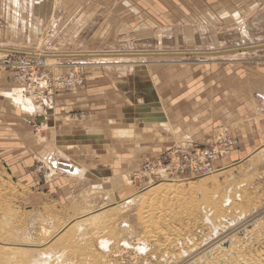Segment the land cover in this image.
I'll return each mask as SVG.
<instances>
[{
  "label": "rangeland",
  "instance_id": "1",
  "mask_svg": "<svg viewBox=\"0 0 264 264\" xmlns=\"http://www.w3.org/2000/svg\"><path fill=\"white\" fill-rule=\"evenodd\" d=\"M127 1L119 8L124 0H0V40H13L18 51L82 53L50 60L48 69L57 77L71 69L83 76L80 86L57 93L84 92V99L66 109L56 93L54 109L38 113L36 128L23 133L21 122L10 116L20 110L2 105L0 264H42L41 259L48 264H236L264 248V79L259 77L264 45L213 49L206 55L192 53L203 50L149 55L156 39L135 36L141 27H153L150 21L138 24L152 13L135 9L136 0ZM204 20L222 26L234 21ZM211 38L204 35L200 41ZM123 50L129 54L107 60L109 53ZM123 59L121 69H115ZM5 76L17 86L13 72L0 73ZM193 98L200 106L210 100L224 106L215 118L200 109L207 114L202 123L209 121L208 129L193 140L208 145L217 135L230 134L237 145L232 158L218 160L215 172L173 177L181 185L168 189L159 184L165 178L146 173L142 164L179 142L181 134L172 133L178 126L172 109L191 105ZM99 110L103 126L79 121L82 113ZM67 124L82 132L58 142L56 126ZM182 130V135L189 132L187 126ZM67 159L79 162L81 175L52 165ZM113 199L127 205L109 204ZM89 210L103 211L99 229L78 237L70 228L65 234L70 221Z\"/></svg>",
  "mask_w": 264,
  "mask_h": 264
},
{
  "label": "crops",
  "instance_id": "2",
  "mask_svg": "<svg viewBox=\"0 0 264 264\" xmlns=\"http://www.w3.org/2000/svg\"><path fill=\"white\" fill-rule=\"evenodd\" d=\"M32 1V0H30ZM41 1V0H39ZM132 2V1H131ZM36 3V1H35ZM128 3L127 0H124L120 4L119 8H122L123 5ZM133 7L135 9L138 8V10L141 9H148L152 13L149 15L148 13H145L148 16H145L146 19L142 18L139 19V23L150 21L153 22V27L148 28L149 26H144L141 28L145 29H138L136 33H138L136 37L139 38H146L149 39L150 37H154L156 39V44L154 48H152L149 51H196V50H203V51H211L213 49H216L217 42L226 43L225 46L219 47L220 49H226L231 47H240V46H248V45H255V44H262L264 45V0H136L133 2ZM32 4L30 5L29 13H32ZM128 6H126L127 8ZM140 8V9H139ZM210 18L212 20H219V19H228L231 21L241 20L243 23H249L254 24L256 20H262L261 23H258L259 25L258 29H254L253 31L247 30V33H226L224 32L225 29L227 30H234L237 27H239V24L234 25L233 22L230 25L222 26L219 23L220 22H210L206 23L204 19ZM233 19V20H232ZM208 26H213V30L208 28ZM22 30H25V26L23 25ZM209 36L212 37L210 42L204 43L203 41H200L201 36ZM221 37H231L234 38L235 41L228 40H222ZM216 39V40H215ZM260 47V46H258ZM1 48V47H0ZM2 49V48H1ZM16 49V48H12ZM258 48L255 47V49L250 51H258L256 50ZM3 51L7 50L2 49ZM18 50V49H16ZM248 50V49H247ZM88 52V51H87ZM119 52V51H116ZM122 52H128L127 50H123ZM129 52H135V51H129ZM241 52V54L247 53ZM252 52V53H253ZM2 52H0V55ZM216 55H223V54H216ZM227 55V54H226ZM224 56H216L211 58H224ZM240 55V54H237ZM129 58V57H128ZM124 58V59H128ZM130 58H138V57H130ZM142 58V57H141ZM120 60L119 62H116L114 64L115 69H121V63L124 61ZM240 59V58H239ZM242 59V58H241ZM129 60V59H128ZM89 61L88 63H84L83 65H91ZM87 64V65H86ZM259 77L261 81L264 79V71H260ZM18 82V81H17ZM17 86L11 85V82L9 80L8 76L1 77L0 78V110L4 106L7 109L14 107L15 105L16 109L19 111L16 113L17 115H10L12 117H15V119L19 120L21 122V131L22 133L26 130H29L30 128H36L37 122L34 117H36L38 114L33 112V109L25 106L26 105V94L24 93V90H22L20 83H16ZM254 87V86H253ZM252 88V86H251ZM264 93V90L261 91ZM84 93L83 91H77V92H63V93H57L56 94V100H58V103H60V106L63 107L62 109L70 108L76 101H81L82 98L81 95ZM97 93V92H95ZM94 93V94H95ZM9 94V95H8ZM80 99V100H79ZM21 100V101H20ZM184 100V99H183ZM210 100V99H209ZM28 101V100H27ZM191 105L183 106L180 109H172L174 118L178 120V126L174 131L169 130V132H166V135L169 137L170 133L181 134L178 138L180 139L179 142L182 143H188V144H196V145H205L196 143L193 140V136L196 137L202 136V133H204L208 127L206 126L209 121H205L204 123L203 118L208 114L209 117H217V113L220 112L219 109H222L224 106H221V104H215V102H209L208 105L200 106L196 102V99L193 98L190 100ZM3 105V106H2ZM198 105V106H197ZM14 107V108H15ZM219 108V109H218ZM200 109H206L209 110L210 113H201ZM70 110V109H69ZM68 110V111H69ZM24 111V113H23ZM64 111V110H63ZM101 110L96 111V114L93 112H90L89 115L81 114L78 118H80L79 121L81 123H85L84 126H94V127H101L104 124L105 116L100 113ZM60 115L61 113L56 111L55 115ZM95 114V115H94ZM202 115V116H201ZM71 114H68L67 117H70ZM85 116V117H84ZM198 116H201L200 118H203L201 121H198L199 125L195 123V121L198 119ZM60 117H65L64 114L62 116H56L54 121L56 123L62 119ZM66 117V118H67ZM65 118V120H66ZM84 120V121H82ZM199 120V119H198ZM63 122V121H62ZM187 126V129H189V132L182 135V128ZM83 127V126H82ZM81 127V128H82ZM206 127L205 130L202 128ZM79 126H75L72 124L67 125H61L59 127L56 126V132L57 137L59 138L58 142L63 143L64 140H68L71 135L75 136L82 132V129H79ZM162 128H166L165 126ZM164 130V129H163ZM186 132V131H185ZM192 133V134H190ZM181 136H183L181 138ZM182 140V141H181ZM57 141V139H56ZM65 143V142H64ZM209 145V144H208ZM236 147L234 146L230 152L229 155L226 157L232 158L233 155H231L232 150H234ZM52 156V155H51ZM86 155L83 154L81 158H84ZM54 157L52 156V159ZM57 162H64V161H54L52 165H54L59 172L63 170L66 171V174H71L74 176L81 175L82 172V166L79 164L78 161H75L73 159H67L64 163L70 164L73 166V171H67L64 170L58 166H56ZM82 169V170H81Z\"/></svg>",
  "mask_w": 264,
  "mask_h": 264
},
{
  "label": "built area",
  "instance_id": "3",
  "mask_svg": "<svg viewBox=\"0 0 264 264\" xmlns=\"http://www.w3.org/2000/svg\"><path fill=\"white\" fill-rule=\"evenodd\" d=\"M31 53L7 48L0 55V73L7 70L13 72L24 92L33 98V103L42 107L41 112L52 110L57 91L80 86L83 76L76 69H71L64 76L57 77L48 69L49 64L45 60ZM236 145V139L230 134L217 135L209 145L177 142L161 152L154 161L143 163L142 169L155 178L165 179L178 177L185 180L208 175L218 168V160L229 155Z\"/></svg>",
  "mask_w": 264,
  "mask_h": 264
},
{
  "label": "bare ground",
  "instance_id": "4",
  "mask_svg": "<svg viewBox=\"0 0 264 264\" xmlns=\"http://www.w3.org/2000/svg\"><path fill=\"white\" fill-rule=\"evenodd\" d=\"M248 47V46H247ZM246 47V48H247ZM255 47V46H254ZM241 48V47H240ZM249 48V47H248ZM229 49V48H228ZM238 49V48H237ZM217 52H220V51H218L217 49H215ZM232 50H236V49H231V51ZM0 52H5V51H3L2 49H0ZM25 52H27V53H29L30 51H25ZM111 52V51H110ZM152 52V51H151ZM181 52V51H180ZM88 53V52H87ZM96 53V52H95ZM117 53V52H116ZM116 53H114V52H111V53H109L111 56H109L108 55V57H106L107 58V60L109 59V58H112V59H120V58H123V57H125V56H123V54L125 53V54H127L128 52H123V53H119V54H116ZM141 53H143V52H141ZM168 54H177V53H172V52H167ZM166 52H160L159 53V51H154L153 53H147V54H151V55H153V54H161V56L162 55H166L167 54ZM192 53H194V54H201V55H206V53H208V52H206V51H196V52H192ZM210 53V52H209ZM208 53V54H209ZM221 53V52H220ZM219 53V54H220ZM32 55H37V57H41L43 60H45L46 61V63L47 64H49V66H51L52 65V63L50 62L49 63V61L50 60H59V58H61V59H68L69 57H72V58H75V57H77V56H79L80 54H82V53H79V54H70V53H65L64 55H62V54H55V53H46V52H44V53H42V52H37V51H35V52H32L31 53ZM86 53H84V55H85ZM94 54V53H93ZM108 54V53H107ZM129 54V53H128ZM144 54V53H143ZM146 54V53H145ZM180 54V53H179ZM211 54V53H210ZM83 55V54H82ZM90 55H91V53H90ZM99 55V54H98ZM105 55V54H104ZM135 55V54H134ZM178 55V54H177ZM176 55V56H177ZM116 56V57H115ZM123 56V57H122ZM146 56V55H145ZM154 56V55H153ZM153 56H151V57H153ZM179 56V55H178ZM184 56V55H183ZM188 56V55H187ZM190 56V55H189ZM66 57V58H65ZM81 57V56H80ZM96 57V56H95ZM91 58H94V57H91ZM105 58V57H104ZM130 58V57H129ZM69 59H71V58H69ZM88 59V58H87ZM100 59H103V58H100ZM106 60V61H107ZM22 90H23V88H22ZM25 93V92H24ZM26 94V93H25ZM26 99L28 100H26V105L25 106H27V107H29V108H31V109H33V112H38V111H40L39 113H42L41 112V109H42V107H40V106H38V105H35L34 103H33V98L31 97V96H28L27 94H26ZM21 101V100H20ZM263 148V147H262ZM261 148V149H262ZM260 151V150H259ZM62 163V165H64V166H62V165H60ZM56 166H58V167H60V168H62V169H64V170H69V171H73V166L72 165H70L69 163L68 164H66V163H64V162H57L56 163ZM214 172H215V170H214ZM119 181V180H118ZM167 181V182H166ZM109 183V182H108ZM110 183L112 184V182L110 181ZM159 184H161V185H164V186H168V189H176L178 186H180L181 184L180 183H175L174 182V180L173 179H162V181L159 183ZM114 185V184H113ZM106 186H108V188H110V190H112L111 189V186L110 185H107L106 184ZM114 190H112V192H113ZM131 196H133V197H135L134 195H131ZM130 199H131V197H130ZM112 202V203H111ZM111 202H109V204H113V203H118L121 207H125L127 204V200L125 201V200H123V199H113V201H111ZM106 205H108V204H106ZM118 206V205H117ZM103 207V206H102ZM120 207V208H121ZM117 208V207H116ZM118 209V208H117ZM105 212V211H104ZM107 213V212H106ZM102 217H105L104 216V213H103V211L102 212H100L99 214L98 213H94L92 210H89V211H86V212H84L83 214H81V215H79V216H77V217H74L71 221H70V223H69V226H67V228L65 229V234H67V232H70V228H74V230H75V234L78 236V237H80L87 229H90V228H95V229H99V227L103 224V219H102ZM79 218V219H78ZM69 230V231H68ZM72 231V230H71ZM73 233V232H72ZM74 234V235H75ZM69 235V234H68ZM72 235V234H71ZM76 236V237H77ZM72 237V236H71ZM105 244H106V241L105 240H102L101 241V245L102 246H105ZM35 250V249H34ZM31 251H33V249L31 250ZM37 251H40V249L39 250H37ZM48 252V251H47ZM46 252V253H47ZM40 254H42V250H41V252H39ZM45 253V252H44ZM30 255H31V253H30ZM29 255V256H30ZM35 255V254H34ZM33 255V256H34ZM51 256V255H50ZM32 257V256H31ZM30 257V258H31ZM43 257V256H42ZM33 258V257H32ZM47 259V258H46ZM36 260H38V259H35L34 260V262H37ZM44 259H41V263L42 264H48V262L45 260V261H43ZM32 261H33V259H32ZM39 262V261H38ZM30 263V262H29ZM33 264H35V263H33ZM38 264V263H37ZM236 264H264V248L261 250V251H259L258 253H256L254 256H251V257H246V258H243V259H239V261L236 263Z\"/></svg>",
  "mask_w": 264,
  "mask_h": 264
},
{
  "label": "water",
  "instance_id": "5",
  "mask_svg": "<svg viewBox=\"0 0 264 264\" xmlns=\"http://www.w3.org/2000/svg\"><path fill=\"white\" fill-rule=\"evenodd\" d=\"M261 22H262V20L260 19V20H256L254 24H249V23H245V22L243 23V21L241 20V18H239V20L236 21V23L239 24V27H237L234 30H227V29H225L224 32H226V33H228V32L229 33H242V34L244 32L247 33V30L248 31L249 30L253 31L254 29H258L259 28V25H257V24L258 23H261ZM208 28L209 29L211 28L213 30V26H210V27L208 26ZM48 29H49V24L47 23V25L44 28V30L47 31ZM225 45H226V43H224V44L221 43L220 44L219 42H217V46H216L217 48L216 49H220L219 47H221V46L223 47ZM243 46H245V45H243ZM248 46H253V45H248ZM0 47L2 49H6V48H16V49H18L19 48L18 44H16L13 40H7V39L6 40H3V41L0 40ZM20 47H21V45H20ZM240 47H242V46H240ZM240 47H231V48H240ZM240 49H242V48H240ZM5 52H6V50H5ZM60 165H62V163ZM62 166H64V165H62Z\"/></svg>",
  "mask_w": 264,
  "mask_h": 264
}]
</instances>
